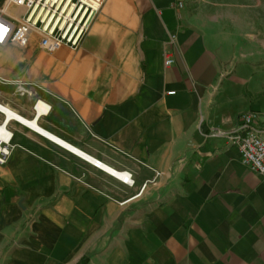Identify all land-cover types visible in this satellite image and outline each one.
<instances>
[{"label": "crops", "instance_id": "obj_1", "mask_svg": "<svg viewBox=\"0 0 264 264\" xmlns=\"http://www.w3.org/2000/svg\"><path fill=\"white\" fill-rule=\"evenodd\" d=\"M252 28L233 0H105L76 49L0 45V105L134 181L12 119L0 264H264V177L210 136L249 111L264 134Z\"/></svg>", "mask_w": 264, "mask_h": 264}, {"label": "built area", "instance_id": "obj_2", "mask_svg": "<svg viewBox=\"0 0 264 264\" xmlns=\"http://www.w3.org/2000/svg\"><path fill=\"white\" fill-rule=\"evenodd\" d=\"M8 2L24 8L25 12L21 18L17 17V22H14L7 18L8 9L0 8V45L12 42L24 46L34 31L40 36L41 47L49 52H55L64 45L73 49L80 46L105 0H8ZM176 38V34L172 35L171 41L174 42ZM173 62L170 56L165 61L168 66ZM40 102L39 100L36 106ZM259 117L257 112H246L242 114L240 123L235 128L217 129L212 131L210 136L224 137L231 145L237 146L242 163L264 177V134ZM11 120L6 116V119L0 122V164L8 163L14 150L13 132L9 128ZM94 165L99 167L97 163ZM120 172L129 176V181L122 180L124 183L133 184L131 173Z\"/></svg>", "mask_w": 264, "mask_h": 264}, {"label": "bare ground", "instance_id": "obj_3", "mask_svg": "<svg viewBox=\"0 0 264 264\" xmlns=\"http://www.w3.org/2000/svg\"><path fill=\"white\" fill-rule=\"evenodd\" d=\"M47 108H48V106L44 102H40L38 104V106H37V109L39 111L46 110ZM0 110H2L6 114V116L8 118L18 120V121L22 122L23 124H26L27 126H30L31 128H34V129L38 130L39 132H42L43 134L47 135L48 137L52 138L53 140L59 142L60 144L66 146L67 148H69V149L73 150L74 152L80 154L84 158L89 159L93 163L99 164V167L103 168L104 170H107L112 175L116 176L117 178H119L121 180H128L129 181L128 174L122 173L120 171H117V170H114V169L110 168L109 166H106V164H103L102 162H99L98 160L93 159L92 157L88 156L87 154H85L84 152L79 150L78 148H76V147L72 146L71 144L65 142L61 138H59V137L47 132L46 130L42 129L37 124L36 119L29 120L27 118H24V117L20 116L19 114H17L16 112H14L13 110L9 109L8 107L2 106V105H0Z\"/></svg>", "mask_w": 264, "mask_h": 264}, {"label": "rangeland", "instance_id": "obj_4", "mask_svg": "<svg viewBox=\"0 0 264 264\" xmlns=\"http://www.w3.org/2000/svg\"><path fill=\"white\" fill-rule=\"evenodd\" d=\"M239 5L241 16L253 26L252 33L264 38V0H233Z\"/></svg>", "mask_w": 264, "mask_h": 264}, {"label": "trees", "instance_id": "obj_5", "mask_svg": "<svg viewBox=\"0 0 264 264\" xmlns=\"http://www.w3.org/2000/svg\"><path fill=\"white\" fill-rule=\"evenodd\" d=\"M87 261H88V257H86L85 259H84V263L83 264H86L87 263Z\"/></svg>", "mask_w": 264, "mask_h": 264}]
</instances>
